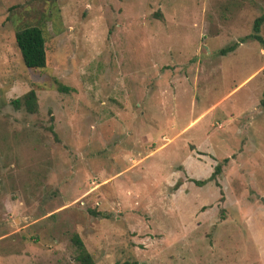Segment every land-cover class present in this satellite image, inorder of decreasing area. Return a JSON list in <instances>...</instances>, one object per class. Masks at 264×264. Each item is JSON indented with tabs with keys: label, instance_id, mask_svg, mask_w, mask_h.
<instances>
[{
	"label": "rangeland",
	"instance_id": "374dc122",
	"mask_svg": "<svg viewBox=\"0 0 264 264\" xmlns=\"http://www.w3.org/2000/svg\"><path fill=\"white\" fill-rule=\"evenodd\" d=\"M263 14L264 0H0V264H75L73 235L95 264H264V45L239 43ZM29 27L42 70L15 44ZM30 90L37 114L15 111ZM218 164L219 186L193 183Z\"/></svg>",
	"mask_w": 264,
	"mask_h": 264
},
{
	"label": "trees",
	"instance_id": "16d2710c",
	"mask_svg": "<svg viewBox=\"0 0 264 264\" xmlns=\"http://www.w3.org/2000/svg\"><path fill=\"white\" fill-rule=\"evenodd\" d=\"M264 22V14L255 19L253 26V34L249 37L241 39L239 43H243L244 41L251 39L258 41L262 45H264L262 38L259 36L260 27ZM15 44L20 53L21 60L23 66L31 71H38L45 68L46 65V52H45V39L40 30L37 27H29L25 28L22 31L15 33ZM238 46V43H234V45L222 49L219 54L225 55L234 51V49ZM59 90H64L61 85H59ZM65 91V90H64ZM10 105L15 111H24L26 114L35 115L38 111V103L37 96L34 90H30L21 97L12 100ZM228 159L223 160V164H227ZM222 165L218 164L211 177L205 181H193V183L199 187L204 186L209 181H215L216 177L221 174ZM217 186H219L216 183ZM222 197L220 202L222 201ZM91 215L94 217L101 216L100 213H96L94 211H89ZM71 242L73 247L76 250L75 264H95L92 256L86 250L83 242L81 241L78 235H73L71 238ZM123 264H138L136 262H125Z\"/></svg>",
	"mask_w": 264,
	"mask_h": 264
}]
</instances>
